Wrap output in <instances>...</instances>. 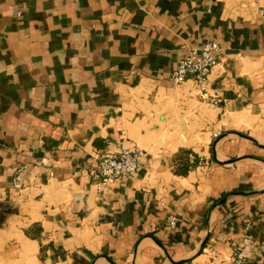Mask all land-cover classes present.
I'll use <instances>...</instances> for the list:
<instances>
[{"label": "crops", "instance_id": "obj_1", "mask_svg": "<svg viewBox=\"0 0 264 264\" xmlns=\"http://www.w3.org/2000/svg\"><path fill=\"white\" fill-rule=\"evenodd\" d=\"M0 264H264V0H0Z\"/></svg>", "mask_w": 264, "mask_h": 264}, {"label": "built area", "instance_id": "obj_2", "mask_svg": "<svg viewBox=\"0 0 264 264\" xmlns=\"http://www.w3.org/2000/svg\"><path fill=\"white\" fill-rule=\"evenodd\" d=\"M204 45L197 48L185 46V54L171 76V81L175 85L192 82L199 88L205 98H209L212 103L217 104L222 101V97L220 95H210L209 80L219 67L223 46L214 40H208ZM144 155V151L140 149H122L105 154L100 157L98 165L92 173L105 183H115L116 180L136 171L142 163ZM22 175L23 169L21 168L14 177V185L17 189L23 188L24 178ZM170 221L173 228L177 226L175 219L171 218ZM236 258L237 263H243L247 259L246 254L243 252H237Z\"/></svg>", "mask_w": 264, "mask_h": 264}, {"label": "rangeland", "instance_id": "obj_3", "mask_svg": "<svg viewBox=\"0 0 264 264\" xmlns=\"http://www.w3.org/2000/svg\"><path fill=\"white\" fill-rule=\"evenodd\" d=\"M186 46V45H185ZM185 50H186V48H185Z\"/></svg>", "mask_w": 264, "mask_h": 264}]
</instances>
